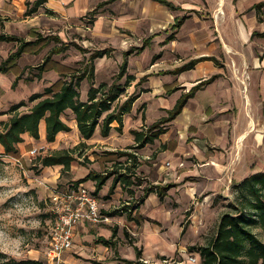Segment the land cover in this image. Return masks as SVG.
<instances>
[{
	"label": "crops",
	"instance_id": "1",
	"mask_svg": "<svg viewBox=\"0 0 264 264\" xmlns=\"http://www.w3.org/2000/svg\"><path fill=\"white\" fill-rule=\"evenodd\" d=\"M37 1L0 0V21L5 22V28L18 23L27 29L38 25L42 15L46 19L50 15L72 19L101 3L102 13L93 23L98 25L101 21L110 30L106 34L114 33L111 30L114 29L124 41L132 35H142L141 42L135 45L136 55L157 46L156 51L150 52L151 58L170 60V66L147 71L138 78L127 72L133 53L125 48L124 76L132 79L128 85L126 79L119 81L124 83L120 97L129 91L124 100L135 96L132 107L123 115L121 130L114 121L107 136H102L97 128L91 138L82 141H100L95 138L100 135L105 149H125L124 152L133 154L132 157L125 154L127 162L148 158L146 150L162 144L160 155L182 164L176 171H170V162L168 167L163 164L158 167V172L166 168V175L160 176L162 183L155 180L153 183H158L155 190L138 197L127 208H120L118 197L132 193L131 184L125 186L119 175L113 174L112 180L106 178L99 190L95 177L98 173L76 180L88 185L103 200L99 199L101 211L109 216L110 222L78 223L73 230L72 246L62 253L61 263L170 264V254L175 253L177 246L179 251L185 248L178 245L185 226L176 233L172 227L175 212L170 208V187L178 192L175 197L179 211L183 200L196 189L200 196L209 199L250 174L264 171V37L253 33L264 31L259 29L256 8L264 0H167L174 7L159 0H40L38 4ZM219 10L223 15L218 14L215 19ZM112 43L117 44L114 40ZM105 56L109 54L98 58ZM192 60L195 63L185 67ZM232 61L240 67L248 66L251 79L247 90L239 80L240 74L232 68ZM180 98L185 100L181 110L170 115ZM154 124L157 125L154 130L161 129L158 137L138 147L132 130L149 131ZM39 132L38 141L47 142L43 120ZM66 132L60 131L56 139ZM115 134L118 140L112 139ZM23 138V142L33 139L28 133ZM135 148L136 151H129ZM136 167V170L142 167L141 162H136Z\"/></svg>",
	"mask_w": 264,
	"mask_h": 264
},
{
	"label": "rangeland",
	"instance_id": "2",
	"mask_svg": "<svg viewBox=\"0 0 264 264\" xmlns=\"http://www.w3.org/2000/svg\"><path fill=\"white\" fill-rule=\"evenodd\" d=\"M29 4H32V1ZM101 5L98 3L95 8L86 10L79 17L72 19L50 15L47 16L49 20L42 15L38 25L27 29L18 23L5 28V22L0 21V33L20 38L18 41L0 42V64L18 49L21 40L33 42L39 36L43 38L39 43H31L25 47V51L17 59L10 72L1 73L0 112L3 113H0V122L8 120L9 113L5 112L11 105L25 100L26 105L21 106L19 110H27L33 104L28 100L31 94L42 92L46 86L53 84L60 77L73 73L82 66L80 61L90 57V54L97 49H105L109 56L95 60L96 85L103 81L111 84L116 79L120 82L125 81L124 75V77L117 78L124 62L125 48H129V51L133 53L129 57L127 72L138 75V78L147 71H156L170 66V60L151 58L150 52L156 51L157 46L146 48L142 53L135 54V45L141 42L142 35H132L128 41H124L121 37L119 38L118 31L114 29H111L114 33L106 34L110 30L105 28L101 21L98 25L93 23L102 13L99 10L102 8ZM218 14L223 15L217 11L214 14L215 19L218 18ZM257 15L260 22L259 29L263 30L264 5ZM110 39L117 44H113ZM57 47L63 49L53 51ZM46 58H49V62L45 63L47 69L41 73V76L25 80L26 77L38 72V66L43 64ZM232 68L240 74L239 80L243 82L241 83L243 89L247 90L251 79L248 66L243 64L240 67L232 61ZM62 72L68 74L61 76ZM18 74L21 79L14 87L12 83ZM88 86V81L84 80L81 86L82 98L86 97ZM128 95L129 91H125L119 101L121 102ZM72 116L70 111L64 115L71 129L59 136L53 143L38 141L34 138L25 139V142L19 143L20 154L17 158L6 155L3 146L0 145V264L28 259L35 260L37 264H52L47 251L50 242L49 231L56 216L53 210L54 204L50 198L54 188H66L72 183H77L76 180H84L97 173L106 178L110 177L109 179H113V174L118 176L126 173L131 176L130 190L132 193H123L118 200H120V208H127L135 204L138 197H142L143 194L156 188L158 183H162L160 176L166 175L164 170L166 168H163L161 172L157 170L162 164L168 167L167 164L170 162V171L181 168L182 164H176L171 157L166 160L160 155L162 144L150 146L145 153L149 156L148 158L141 157V161L136 159V161L127 162V157L120 153L125 149L117 151L105 149L100 135L95 137L100 141L83 142ZM0 127L2 128V125ZM112 139L118 140V134H115ZM34 148L37 150L32 153ZM62 149L69 150L75 158L69 169L58 165L45 168L39 162L40 156ZM136 150L135 148L129 151ZM138 161L141 162L142 167L136 170ZM155 180H158V183H153ZM140 183L142 186H139ZM88 188L94 192L90 187ZM192 192L188 199L183 200L185 202L183 208L177 211L179 207L175 196L178 192L170 187V208H173L175 212L172 227L176 233L185 226L184 233H181L179 237V243L177 241L178 245L181 244L185 248L179 251L177 246L175 253L170 254V264H178L180 261H182L181 264H200L202 257L197 248L207 245L213 239L222 214L233 212L237 204L235 199L238 193L235 186H231L226 192L221 191L216 195H211L209 199L200 196L197 189ZM183 195L186 197L185 193ZM253 231L264 241V232L259 227H253ZM193 256L196 257L195 261H191Z\"/></svg>",
	"mask_w": 264,
	"mask_h": 264
},
{
	"label": "trees",
	"instance_id": "3",
	"mask_svg": "<svg viewBox=\"0 0 264 264\" xmlns=\"http://www.w3.org/2000/svg\"><path fill=\"white\" fill-rule=\"evenodd\" d=\"M170 7H174L167 0H159ZM39 1L36 3L38 4ZM264 2L257 4L258 12ZM36 8L33 7L27 13L32 12ZM260 18V17H259ZM262 21V18H260ZM254 35L264 37V31H254ZM39 36V34H38ZM20 38L6 33H0V42L2 41H18ZM43 38L37 37L35 41H20L18 49L0 64V73H7L12 70L17 59L25 51V47L29 44H37ZM63 48H54L53 51H59ZM105 49H97L90 54V57L84 58L82 66L73 73H61V76L68 74L66 77H60L53 84L46 86L42 92H36L30 95L29 101L33 104L25 111H20V107L26 105L25 100L11 105L7 112L9 118L1 121L0 126V145L4 148V153L15 158L20 154L19 143L24 138L23 134L28 133L34 139L40 138L39 125L43 120L45 122L46 141L51 143L56 140V136L60 131H69L71 126L64 119L66 111H70L77 124V128L82 139L91 138L96 129H100L102 136H107L111 131V123H118V130H121L123 124V115L132 107L135 96H130L122 103L118 100L123 93L124 83H120L118 79L108 84L101 82L95 83V59L105 55ZM128 55V52L125 53ZM49 62V58L38 66V72H35L25 80L39 78L41 73L47 69L45 63ZM195 63L192 60L185 67H190ZM127 63L123 62L121 71L117 78L124 75ZM184 66L181 68L183 69ZM21 79L18 74L13 81L15 87L18 80ZM132 76H127L125 84L128 85ZM84 80L88 81V89L86 99L81 98V86ZM184 99L178 101L176 108L170 111V115H175L181 110ZM3 113V112H0ZM171 116V118H172ZM157 125L149 129V131L132 130L138 147L151 142L158 137L161 129ZM122 154H133L120 152ZM74 156L67 149L55 150L52 153L40 156L39 162L43 167L52 165H62L63 168L69 169ZM97 178L96 189H100L105 183L106 177L101 174L95 176ZM124 185L132 184L131 176L121 173L119 176ZM116 179H118L116 177ZM82 181V180H79ZM78 183V182H77ZM113 186L111 189L113 190ZM238 193L235 201L233 212H225L222 214L217 231L213 239L205 246L197 248L201 254L202 261L200 264H264V241L259 238L253 227H259L264 232V171L254 172L247 176L242 182L235 186ZM97 191V190H96ZM160 195L161 191H159ZM138 257L140 251H137ZM9 264H37L35 260L11 261ZM132 264V261H127Z\"/></svg>",
	"mask_w": 264,
	"mask_h": 264
},
{
	"label": "built area",
	"instance_id": "4",
	"mask_svg": "<svg viewBox=\"0 0 264 264\" xmlns=\"http://www.w3.org/2000/svg\"><path fill=\"white\" fill-rule=\"evenodd\" d=\"M36 150L34 148L32 153ZM50 198L56 216L49 231L50 242L47 253L52 264H62V253L73 243L74 227L82 221L108 222L109 216L101 211L99 199L84 183H72L62 189L54 188ZM195 260L196 257H191V261Z\"/></svg>",
	"mask_w": 264,
	"mask_h": 264
},
{
	"label": "bare ground",
	"instance_id": "5",
	"mask_svg": "<svg viewBox=\"0 0 264 264\" xmlns=\"http://www.w3.org/2000/svg\"><path fill=\"white\" fill-rule=\"evenodd\" d=\"M219 4V3H218ZM221 12H222V10H221ZM223 13V12H222Z\"/></svg>",
	"mask_w": 264,
	"mask_h": 264
}]
</instances>
